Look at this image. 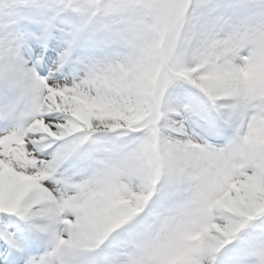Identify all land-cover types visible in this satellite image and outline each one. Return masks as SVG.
I'll list each match as a JSON object with an SVG mask.
<instances>
[{
    "label": "snow or ice",
    "instance_id": "snow-or-ice-1",
    "mask_svg": "<svg viewBox=\"0 0 264 264\" xmlns=\"http://www.w3.org/2000/svg\"><path fill=\"white\" fill-rule=\"evenodd\" d=\"M0 264H264V0H0Z\"/></svg>",
    "mask_w": 264,
    "mask_h": 264
}]
</instances>
